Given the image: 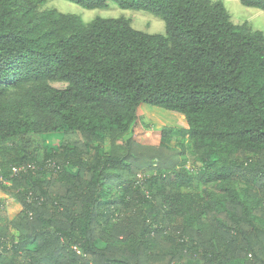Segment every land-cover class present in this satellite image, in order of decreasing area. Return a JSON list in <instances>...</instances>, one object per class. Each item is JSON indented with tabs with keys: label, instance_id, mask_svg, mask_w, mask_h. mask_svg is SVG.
Segmentation results:
<instances>
[{
	"label": "trees",
	"instance_id": "16d2710c",
	"mask_svg": "<svg viewBox=\"0 0 264 264\" xmlns=\"http://www.w3.org/2000/svg\"><path fill=\"white\" fill-rule=\"evenodd\" d=\"M68 1L165 32L0 0V264H264L263 32L221 0ZM140 104L184 116L197 167L167 135L113 152Z\"/></svg>",
	"mask_w": 264,
	"mask_h": 264
},
{
	"label": "rangeland",
	"instance_id": "374dc122",
	"mask_svg": "<svg viewBox=\"0 0 264 264\" xmlns=\"http://www.w3.org/2000/svg\"><path fill=\"white\" fill-rule=\"evenodd\" d=\"M228 10L231 20L236 24L246 22L252 29H257L264 34V10L245 6L240 0H221ZM54 8L62 13L76 14L84 22H89L96 17L114 18L123 16L129 18L133 28L146 33H164V22L153 14L143 10L122 9L117 4L110 2L107 8L86 9L68 0H45L40 7ZM56 87H64V82H54ZM186 120L182 114L166 110L158 106L140 104L135 110V118L125 132L116 133L112 144L113 152L123 154L126 151L125 141L133 138L144 145H157L161 137L167 135L168 144L181 150V162L197 167L198 161L192 151L191 141L185 132ZM154 173V172H151ZM200 187L208 200L215 196L209 186ZM20 210V205L13 199L5 201V211L9 218Z\"/></svg>",
	"mask_w": 264,
	"mask_h": 264
},
{
	"label": "built area",
	"instance_id": "2783aa9c",
	"mask_svg": "<svg viewBox=\"0 0 264 264\" xmlns=\"http://www.w3.org/2000/svg\"><path fill=\"white\" fill-rule=\"evenodd\" d=\"M20 168V167H19ZM21 169V168H20ZM13 171H17V169L16 168H13Z\"/></svg>",
	"mask_w": 264,
	"mask_h": 264
}]
</instances>
